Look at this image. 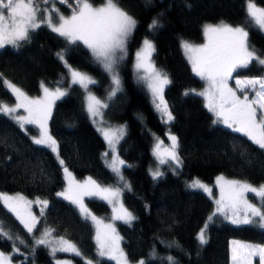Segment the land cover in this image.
<instances>
[{"label": "trees", "instance_id": "1", "mask_svg": "<svg viewBox=\"0 0 264 264\" xmlns=\"http://www.w3.org/2000/svg\"><path fill=\"white\" fill-rule=\"evenodd\" d=\"M90 2L100 5L104 0ZM118 2L137 20L128 42V55L119 67L121 90L109 100L103 112L108 123L126 126L118 151L128 164L123 174L131 190L124 189L120 200L136 219L131 226L117 223L123 251L130 262L143 259L147 264H168L166 257L173 256L177 264H230L229 241L264 245V230L250 225H232L215 217L207 229L208 243L200 247L196 235L214 208L203 193L187 189V182L198 178L212 184L217 176L223 175L259 187L264 184V151L245 136L213 124V116L201 97L184 95L187 90L202 88L203 83L186 60L181 41L201 43L204 25L224 21L233 26H246L250 47L264 57V34L247 21L248 0ZM253 2L264 8V0ZM51 4L49 0L47 7ZM74 4L75 0L64 4L55 0L56 7L65 16L72 14L70 5ZM153 19L159 21V27L149 31L148 25ZM145 37L155 44L152 59L156 68L166 72L171 80L163 95L175 117L170 126L178 138V153L183 161L176 173L164 169V176L156 181L148 173L154 165L149 130L162 134L164 126L132 69L134 53ZM61 50L73 68L98 81L91 87L92 91L105 100L110 78L93 62L89 50L83 44L68 45L63 37L44 25L22 47L0 49V102L9 106L15 102L4 80L30 97L40 95L42 82L48 88H66L68 94L55 103L48 122L61 159L76 179L91 177L100 185L120 186L115 174L103 162L105 142L84 110L83 91L77 85L69 87L66 67L57 57ZM235 75L264 77V66L253 62ZM28 131L31 135L37 133L34 127H29ZM63 187L62 167L54 154L46 147L33 144L15 122L0 114V193H19L28 199L49 202L43 217L36 210L39 220L32 233L0 202V227L11 235V239L0 235V252L10 254L13 264H55L48 249L36 243L45 229H52L55 238L70 241L82 257L94 264L97 261L113 264L98 256L92 225L81 218L73 205L56 195ZM86 204L94 213L106 219L111 217L107 203L87 199ZM73 261L86 264L80 257H73Z\"/></svg>", "mask_w": 264, "mask_h": 264}, {"label": "snow or ice", "instance_id": "2", "mask_svg": "<svg viewBox=\"0 0 264 264\" xmlns=\"http://www.w3.org/2000/svg\"><path fill=\"white\" fill-rule=\"evenodd\" d=\"M59 3H68V0H59ZM41 4L44 7H41ZM49 0H0V48L12 46L20 48L24 43L30 42L32 34L46 25L51 32L63 37L68 45L83 44L91 53L95 64L103 68L111 77L112 87L108 92L107 99L111 100L117 92L121 90V80L117 68L128 54V42L137 26V20L120 7L118 0H104L100 6H94L90 0H75L70 16L63 15L55 6V0H52V7L48 8ZM247 21L264 30V8L257 7L253 0L247 3ZM58 18V20H57ZM159 27V21L153 19L148 25L149 31H154ZM205 37L209 43L204 45H193L188 41H181V47L184 54L192 65L193 73L205 82V88L202 91L190 89L184 92V95L195 94L205 100V107L215 117L213 124H223L227 129L234 133H240L246 136L252 144L264 151V77L250 79H236V88L243 93L244 99L237 95V91L228 86V81L233 78V74L239 69H246L251 63L256 62L264 66V57L257 53L256 49L249 45V31L246 26H233L224 21L219 24H206L203 27ZM156 52L155 44L151 39L145 37L141 47L135 53L138 79L143 81L152 95L153 105L165 124L175 120L167 101L164 99V90L171 83L169 76L163 70L157 69L152 60ZM70 74V84L79 85L88 94L86 96L85 110L89 117L96 124L97 117H103L102 109L108 107L107 102L101 100L92 94L90 86L98 83L93 77L85 72L73 68L67 61L64 50L57 53ZM143 69L144 74L140 75ZM7 87L16 98L17 103L9 106L0 102V114L11 118L19 128L28 133L27 125H33L39 130L38 136L31 137L33 144L42 145L56 154L60 166L64 172V178L67 181V187L61 192H57L58 197L69 201L75 205L80 212L81 218L85 221L91 220L96 226V241L98 246V256L107 257L110 260H116L117 264H128L127 256L120 248L122 239L117 233L112 223L103 224V221L96 217L84 204L85 196H97L101 200L107 201L113 206L112 220H120L131 226L136 217L120 202V196L124 189L131 190V185L125 180L121 173L120 165L125 161L120 159L117 154V145L126 135L125 126L119 127H97L108 144L109 150L102 155L104 157L112 156L108 163L110 169L118 176L119 182L123 187L107 186L102 187L91 177L84 182L75 179L63 159L59 155V146L55 138L49 133L48 121L52 117V109L55 102L68 94V90L56 87L54 90L41 83L43 96L29 98L20 88L5 81ZM257 85L259 87L257 88ZM248 89H252L255 95L249 98ZM159 101V102H157ZM24 108L27 116L17 114V109ZM258 113H260L258 115ZM170 146L163 147L164 142L157 138L153 147V155L156 156L158 164H173L174 173L183 165V161L178 153L179 141L177 136L168 133ZM163 152L164 158L161 157ZM107 163V161H106ZM154 181L162 178L164 172L159 166L155 170H150ZM217 184L220 186L221 198L216 200L217 208L208 216L204 226L196 235V241L200 247L208 243L207 229L216 216H223L225 220L234 225L256 224L264 229V205L257 207L248 203L244 198L245 193H253L264 201V184L255 187L246 182L225 181L222 176L217 177ZM190 189L202 190L211 196L212 189L201 182L199 179H193L188 185ZM227 186V187H225ZM0 202L20 221L29 233L37 227L39 217L33 215L30 211L27 218L21 213L22 208H30L32 201L27 200L19 193L16 196H9L6 193H0ZM243 202L246 211L241 218L239 206ZM35 203L40 206V217L44 216L45 209L48 207V200L37 198ZM119 203V208L116 204ZM103 225L104 232L101 233L100 226ZM52 229H45L41 239L37 240L38 245L49 244ZM0 235H11L0 227ZM23 243V241H21ZM57 246L52 248V254L57 251L72 253L80 256L81 253L74 244L60 237L52 241ZM174 243V242H173ZM236 247L232 248V264H247L248 257L259 255L260 264H264V247L241 244L239 241H232ZM171 247L172 245H168ZM177 247L179 245H176ZM243 250H247L245 253ZM156 253L153 249L152 257ZM168 264H177L175 257H166ZM0 264H5L3 254L0 253ZM57 264H72L71 260L59 261ZM92 264V261H87ZM99 264V261L96 262ZM138 264H147V261L140 260Z\"/></svg>", "mask_w": 264, "mask_h": 264}, {"label": "rangeland", "instance_id": "3", "mask_svg": "<svg viewBox=\"0 0 264 264\" xmlns=\"http://www.w3.org/2000/svg\"><path fill=\"white\" fill-rule=\"evenodd\" d=\"M6 1V0H5ZM103 4V3H102ZM101 5V4H100ZM100 5H94V6H100ZM56 6V5H55ZM52 7V4L50 5V6H48V8H51ZM57 20H58V18H57ZM216 24H219V23H214L213 25H216ZM46 26V25H45ZM204 27V26H203ZM203 27H202V37H203V40H202V42L201 43H193V42H190V43H192L193 45H204V44H207V43H209V39L207 38V37H205V35H204V32H203ZM260 30V29H259ZM263 34H264V30H260ZM143 41V40H142ZM189 42V41H188ZM141 45H142V42L140 43V45H139V47H138V49L141 47ZM1 49V48H0ZM137 49V50H138ZM181 49H182V47H181ZM137 50L135 51V53L137 52ZM182 52H183V54H184V50L182 49ZM135 53H134V56H133V66H132V69H133V73H134V76H135V79H136V81L140 84V85H142L143 87H144V89H145V91L147 92V95H148V97H149V101H150V103H151V105H152V107H153V109L155 110V112H156V114H157V116L159 117V119H160V121H161V123L163 124V126H164V129H163V133L161 134V133H158V132H156V131H151V130H149V134H150V136H151V138H152V145H151V155H152V157H153V160H154V165L152 166V167H150L149 169H148V173H149V175L151 176V174H150V170H155L156 168H157V166H159V168H160V170L161 171H163L164 172V169H167V170H169V171H171V172H173V168L175 167V165H173V164H170V163H168V164H163V165H160V164H158V160H157V158H156V156H154L153 155V147H154V145H155V143L157 142V138H159L160 140H162L163 142H164V144H163V147H168V146H170V144H171V141L168 139V133H171V134H173V135H175L173 132H172V130H171V123H169V124H165L163 121H162V119H161V115H160V113H158L157 111H156V109H155V107H154V105H153V102H152V100H153V98H152V95H151V93H150V91L148 90V88H147V86H146V84L143 82V81H141V80H139L138 79V75H137V70L135 69V67H134V65L136 64V56H135ZM128 55V54H127ZM184 56H185V54H184ZM127 57V56H126ZM185 58H186V56H185ZM153 60V59H152ZM186 60L188 61V59L186 58ZM121 63V62H120ZM188 63H189V61H188ZM190 64V63H189ZM190 66H191V68H192V65L190 64ZM119 67H120V64H119V66H118V68H117V71L119 72ZM66 70H67V75H68V79H69V84H70V74H69V72H68V69L66 68ZM240 70V69H239ZM81 72H83V71H81ZM86 73V72H85ZM107 73V72H106ZM88 74V73H87ZM108 74V73H107ZM144 74V72H143V69H141L140 70V75H143ZM88 75H90V74H88ZM91 77H93L92 75H90ZM108 76H109V78H110V83H111V77H110V75L108 74ZM119 76H120V74H119ZM198 77V76H197ZM94 78V77H93ZM199 78V77H198ZM250 78H255V77H238V76H236L235 75V73L233 74V78L232 79H230L229 81H228V86L229 87H231V88H233V89H235L236 91H237V95H239L240 96V98L241 99H244V95H243V93L242 92H240V90L239 89H237L236 88V83H235V81H236V79H240V80H244V79H250ZM95 79V78H94ZM200 79V78H199ZM96 80V79H95ZM201 80V79H200ZM5 81H8V80H4V85H5V87H6V89L13 95V93L11 92V90L7 87V85L5 84ZM202 81V80H201ZM9 82V81H8ZM11 83V82H10ZM202 83H203V87L202 88H200V89H196L197 91H202L204 88H205V82L204 81H202ZM12 84V83H11ZM14 85V84H13ZM16 86V85H15ZM77 86H79L78 84H77ZM92 86H94V85H91L90 86V89H91V92H92V94H94V92L92 91ZM17 87V86H16ZM112 87V84L110 85V87H109V89L107 90V92H109L110 91V88ZM167 87V86H166ZM165 87V88H166ZM259 87V85H257V88ZM19 88V87H18ZM56 87H54V88H50V89H55ZM62 88V87H61ZM79 88L83 91V105H84V110H85V103H86V96H87V92L83 89V88H81L80 86H79ZM64 89H66V88H64ZM164 94V93H163ZM95 95V94H94ZM248 95H249V98H252L254 95H255V93H254V91L252 90V89H248ZM28 96V95H27ZM41 96H43V91H41V93H40V95L38 96V97H41ZM107 96H108V93H107ZM198 96V95H197ZM13 97H14V99H15V102H14V104L13 105H11V106H14L16 103H17V101H16V98H15V96L13 95ZM29 98H36V97H30V96H28ZM98 97V96H97ZM199 97H201V96H199ZM99 98V97H98ZM202 99H203V101H204V103H205V100H204V98L203 97H201ZM60 100V99H59ZM102 100V99H101ZM58 101V100H57ZM56 101V102H57ZM103 101H105V102H107V104H108V102H109V100L107 99V97H106V99L105 100H103ZM55 102V103H56ZM157 102H159V101H157ZM55 105V104H54ZM54 107V106H53ZM53 110V109H52ZM85 112H86V114H87V116H88V118L90 119V121H91V123H92V125L94 126V128L96 129V131H97V127H102V128H106V127H119V126H121V125H123V126H125L124 124H111V123H108L107 121H105V119H104V114H103V117H102V119H101V117H97L96 118V124H94L93 123V120L89 117V114L87 113V111L85 110ZM102 112H104V109H102ZM211 113V112H210ZM17 114H19V115H24V116H27L28 115V113L25 111V109L24 108H20V109H17ZM212 114V113H211ZM260 113H258V115H259ZM1 115H3V114H1ZM3 116H5V115H3ZM212 116H213V114H212ZM5 117H7V118H9L8 116H5ZM215 117L213 116V119H214ZM10 120H12L11 118H9ZM13 121V120H12ZM14 122V121H13ZM49 122V121H48ZM217 125H220V126H223V127H225L223 124H217ZM27 127V129L29 128V127H34L35 129H36V131H37V133L35 134V135H31L30 133H29V131H28V135L30 136V138L31 137H33V136H38L39 135V130H38V128H36L35 126H33V125H27L26 126ZM125 129H126V126H125ZM49 130V129H48ZM98 133H99V135L101 136V138L104 140V142H105V150H104V152L103 153H105V152H107V151H110L109 150V147H108V144H107V142L105 141V139H104V137H103V135L101 134V132H99V131H97ZM50 133V132H49ZM240 134V133H239ZM242 135V134H241ZM246 137V136H245ZM247 138V137H246ZM32 140V139H31ZM119 145V144H118ZM118 145H117V154H118V156H119V158L120 159H122L121 158V156H120V154H119V151H118ZM39 146H42V145H39ZM44 147V146H43ZM48 149V148H47ZM50 150V149H49ZM51 151V150H50ZM54 154V153H53ZM54 156H55V158H56V154H54ZM161 157L162 158H164V156H163V152L161 153ZM61 158V157H60ZM111 160H112V156L111 155H109L108 157H104L103 156V162H104V164H105V166L113 173V174H115L111 169H110V167L108 166V163H110L111 162ZM123 160V159H122ZM58 161V160H57ZM106 161H107V163H106ZM59 163V162H58ZM128 166V164L125 162V164L124 165H120V168H121V173H122V175L124 176V174H123V169L125 168V167H127ZM62 173H63V179H64V187H63V189L61 190V191H63L64 189H65V187H67V181L65 180V178H64V172H63V169H62ZM73 175V174H72ZM74 176V175H73ZM115 176L117 177V179H118V181H119V178H118V176L115 174ZM220 176H222L223 178H224V180L225 181H239V180H235V179H229V178H226L225 176H223V175H219V176H217V177H220ZM152 177V176H151ZM217 177L214 179V181H213V183L212 184H207V183H204L203 181H201L200 179V181L201 182H203L204 184H206V185H208L211 189H212V194H211V196H209V194H207V193H205V192H203L202 190H194V191H199V192H201V193H203L205 196H207L210 200H211V202H212V204H213V212L215 211V209L217 208V204L215 203V201L216 200H219L220 198H221V192H220V186L217 184ZM124 178H125V176H124ZM76 179V178H75ZM87 178H85V179H81V180H79V179H76L77 181H79V182H84L85 180H86ZM194 179H198V178H194ZM125 180H126V178H125ZM193 180V179H192ZM192 180H190L189 182H187V185L192 181ZM127 181V180H126ZM240 182H243V181H240ZM120 183V187H123V184H122V182H119ZM100 185V184H99ZM102 187H107V186H110V185H101ZM115 187V186H114ZM225 187H227V186H225ZM255 187H258V186H255ZM187 189H189V190H193V189H190L188 186H187ZM60 191V192H61ZM16 194L17 193H14V194H9V196H16ZM22 196V195H21ZM24 197V196H23ZM26 198V197H25ZM60 199H62V200H64L62 197H59ZM244 198L245 199H247V201H248V203H251V204H254V205H256L257 207H261L262 205H263V201H261V199L259 198V197H257V196H255L253 193H245V196H244ZM27 200H29V201H32L33 203H32V205H31V207L30 208H22L21 209V213H22V215H24L25 216V218H27V213L30 211L33 215H36V210H38L39 212H40V206H38L36 203H35V201L37 200V199H28V198H26ZM87 199H96V200H99V201H103V202H105V203H107L109 206H110V208H111V217L109 218V219H106V218H104L103 216H101V215H98V214H96V213H94L93 211H91L89 208H88V206H87V204H86V200ZM41 200V199H40ZM83 200H84V204H85V206L96 216V217H98L99 219H101L102 221H103V224H109V223H112L113 225H114V227H115V229H116V233L120 236V234H119V232H118V229H117V223L118 222H120V223H124L123 221H120V220H116V221H113L112 220V217H113V215H114V213H113V206L112 205H110L107 201H105V200H101L99 197H97V196H91V197H89V196H85L84 198H83ZM64 201H67V200H64ZM68 203H70L69 201H67ZM120 202H121V200H120ZM71 204V203H70ZM71 205H73V204H71ZM75 208H76V210H77V212L79 213V215H80V212H79V209L75 206V205H73ZM124 206V205H123ZM116 207L117 208H119V203L118 204H116ZM247 209H246V206L243 204V202H241V204H240V206H239V212H240V215H241V218L243 217V214H244V212L246 211ZM212 212V213H213ZM15 215V214H14ZM81 216V215H80ZM16 217V216H15ZM216 217H220V218H222V219H224V217L223 216H216ZM215 218V217H214ZM214 220V219H213ZM225 220V219H224ZM19 221V220H18ZM225 221H227V222H229V223H231L230 221H228V220H225ZM20 222V221H19ZM88 222L92 225V227H93V229H94V242H95V246H96V250H97V253H98V246H97V241H96V231H97V226L91 221V220H88ZM213 222V221H212ZM211 222V223H212ZM211 223H209V225L211 224ZM232 224V223H231ZM232 225H234V224H232ZM242 225H245V224H239V225H236V226H242ZM247 225H250V226H253V227H255V228H258V229H262V228H260L259 226H257L256 224H247ZM22 226L24 227V225L22 224ZM24 229L27 231V229L24 227ZM100 230H101V233L103 234V232H104V228H103V225H101L100 226ZM262 230H264V229H262ZM34 231V230H33ZM28 232V231H27ZM43 236V235H42ZM42 236L39 238V239H41L42 238ZM38 239V240H39ZM57 239H59V238H55V237H53L52 235L50 236V237H48V240L50 241V243L49 244H45V245H43L44 247H46L47 249H48V251H49V253L51 254V256H52V258H53V261L55 262V264H57V260H59V261H64V260H71V262H72V264H74V261H73V257H80L86 264H87V261H89L88 259H86V258H84V257H82L81 255L80 256H76V255H74V254H72V253H68V252H60V251H57L56 253H55V255H53L52 254V248L53 247H56L57 245L55 244V243H52V241H55V240H57ZM232 241H239L241 244H246V245H251V246H262V247H264V245H259V244H255V243H250V242H245V241H240V240H234V239H232V240H230L229 241V248H230V264H232V259H231V257H232V251H231V249L232 248H234V247H236V245H233L231 242ZM119 244H120V248L121 249H123L122 248V243H121V240H120V242H119ZM245 253L247 252V250H243ZM1 253V252H0ZM3 254V258H4V262H5V264H13L11 261H10V254H6V253H2ZM102 259H105V260H107V261H110V262H112L113 264H117V261L116 260H110V259H108L107 257H103ZM128 261V260H127ZM139 262V261H138ZM138 262H130V261H128V264H138ZM92 264H94V262H92ZM247 264H260V259H259V255L257 254V255H254V256H249L248 257V261H247Z\"/></svg>", "mask_w": 264, "mask_h": 264}]
</instances>
